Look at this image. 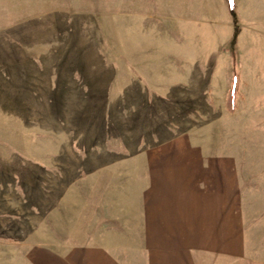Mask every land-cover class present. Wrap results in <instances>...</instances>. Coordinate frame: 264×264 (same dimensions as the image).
<instances>
[{
    "label": "rangeland",
    "instance_id": "obj_1",
    "mask_svg": "<svg viewBox=\"0 0 264 264\" xmlns=\"http://www.w3.org/2000/svg\"><path fill=\"white\" fill-rule=\"evenodd\" d=\"M44 8L51 48H74L91 22L112 17L133 87L108 109L98 151L63 154L57 168L40 160L0 168V264L77 256L81 264L99 249L141 264L137 180H235L239 258L264 264V0H44ZM110 180L124 201L105 200Z\"/></svg>",
    "mask_w": 264,
    "mask_h": 264
},
{
    "label": "crops",
    "instance_id": "obj_2",
    "mask_svg": "<svg viewBox=\"0 0 264 264\" xmlns=\"http://www.w3.org/2000/svg\"><path fill=\"white\" fill-rule=\"evenodd\" d=\"M32 3L8 0V24L0 16V168L10 170L33 169L39 160L42 169L57 168L63 154L98 151L108 109L133 87V62L126 48L114 47L112 17L91 22L74 48H51L49 9L37 0L41 12L34 15ZM28 6L31 12H22ZM136 186L141 264L245 262L235 180H137ZM109 187L106 201H124L122 192L115 199L113 180ZM79 261L121 264L102 249Z\"/></svg>",
    "mask_w": 264,
    "mask_h": 264
},
{
    "label": "trees",
    "instance_id": "obj_3",
    "mask_svg": "<svg viewBox=\"0 0 264 264\" xmlns=\"http://www.w3.org/2000/svg\"><path fill=\"white\" fill-rule=\"evenodd\" d=\"M228 2L230 3V0H228ZM237 81V77L235 76L234 79H233V83L235 84Z\"/></svg>",
    "mask_w": 264,
    "mask_h": 264
}]
</instances>
